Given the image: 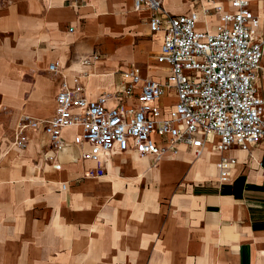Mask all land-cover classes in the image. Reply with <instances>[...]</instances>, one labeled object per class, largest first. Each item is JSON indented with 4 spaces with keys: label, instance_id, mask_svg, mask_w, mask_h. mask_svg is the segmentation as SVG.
<instances>
[{
    "label": "crops",
    "instance_id": "0c3cea01",
    "mask_svg": "<svg viewBox=\"0 0 264 264\" xmlns=\"http://www.w3.org/2000/svg\"><path fill=\"white\" fill-rule=\"evenodd\" d=\"M12 1L10 7L0 10V40L11 32L16 41L11 51L0 44V120L15 126L14 142L22 116L41 121L55 116L56 98L64 80L75 88L74 78L80 77L85 96L95 100L105 93H114L122 73L133 66L145 78L164 81L169 76L168 69L156 61L163 35L151 31V12L135 11L134 0ZM215 1L225 12H233L231 0ZM249 1L250 10L260 20L257 35L264 39V0ZM195 4L193 0H164L170 14L197 13L198 24L207 23L206 28H198L213 32L220 24L215 5L208 7L209 14L204 15L203 10L195 9ZM150 44L153 49L148 53ZM95 56L98 60H94ZM88 61L92 64L87 65ZM56 62L60 73L53 75L48 69ZM154 68H163L165 74L154 75ZM258 88L264 99V59ZM171 101L166 99L161 104L167 106ZM116 104L112 101L109 106ZM5 108L12 116L4 115ZM25 134L27 149L15 147L11 154L7 153L8 163L0 165V217L9 215V211L11 214V220L1 221L0 225L10 223L13 230L19 225L13 205L14 200H19L17 182L22 175L20 169L11 166L12 162L23 158L29 164L40 157L33 172L40 173L44 164L52 167L53 171L45 168L44 183L66 185V190L61 187L63 192L68 190L64 181L69 176L83 177L97 169L95 162L84 159L92 146L83 141L81 127L63 131L65 148L53 152L55 161L50 164L43 156L51 148L43 129H27ZM217 141L210 139L198 159L191 148L182 144L176 154H167L160 160L153 154L141 156L133 148L113 151L103 160L110 173L126 170L133 180L149 178L161 191L174 190L182 183L173 203L184 206L175 208L171 223L159 240L155 259H163L166 253L169 256L162 264H264V146L256 145L247 151L234 147L225 153L237 164L231 180L222 183L217 169L222 157L215 149ZM113 184L116 190L122 188L123 182L114 179ZM7 200L10 204H3ZM10 256L13 259L14 252Z\"/></svg>",
    "mask_w": 264,
    "mask_h": 264
},
{
    "label": "built area",
    "instance_id": "2783aa9c",
    "mask_svg": "<svg viewBox=\"0 0 264 264\" xmlns=\"http://www.w3.org/2000/svg\"><path fill=\"white\" fill-rule=\"evenodd\" d=\"M231 7L233 12L215 6L220 24L209 32L198 28L197 13L172 15L164 0H134L135 11L151 12V31L163 35L156 61L169 76L164 81L145 78L133 66L122 73L114 93L95 100L85 96L80 77L74 78L75 88L64 80L55 116L48 121L22 116L15 146H27V129L42 128L53 152L59 153L65 148L63 131L81 127L83 141L92 146L84 159L98 169L113 151L131 148L160 160L185 144L198 159L206 143L216 138L215 149L222 155L219 180L229 182L237 161L224 154L234 147L247 151L264 146V99L258 91L264 59V39L257 35L260 20L249 0H231ZM48 70L58 75L60 64L52 63ZM166 99L172 101L162 105ZM112 101L117 102L113 107Z\"/></svg>",
    "mask_w": 264,
    "mask_h": 264
},
{
    "label": "rangeland",
    "instance_id": "374dc122",
    "mask_svg": "<svg viewBox=\"0 0 264 264\" xmlns=\"http://www.w3.org/2000/svg\"><path fill=\"white\" fill-rule=\"evenodd\" d=\"M193 2L196 10L208 15L206 9L215 0ZM12 4V0H0V10ZM206 24L198 26L203 29ZM0 44L11 51L16 41L9 32ZM152 46H147L148 53ZM154 69L156 76L165 74L163 68ZM3 113L12 116L6 108ZM0 125V165L5 166L10 157L7 153L16 149L15 126L5 119L0 120ZM26 149L27 146L21 150ZM43 156L46 163H53V147L45 150ZM39 164L40 157L29 164L23 158L11 163L22 175L17 182L19 200H14L13 205L19 225L14 230L10 223L0 225V264H162L169 257L166 253L163 259H155L159 255V240L163 239L175 208L184 206L173 203L182 183L174 190L161 191L154 180H133L126 170L110 173L103 164L95 169V175L90 170L83 177L69 176L64 181L68 190L63 192L64 185L44 183L45 171H53L52 167L44 164L40 173L33 172ZM114 179L123 182L122 188L115 190ZM7 214L0 217V223L11 220L10 211Z\"/></svg>",
    "mask_w": 264,
    "mask_h": 264
},
{
    "label": "bare ground",
    "instance_id": "6f19581e",
    "mask_svg": "<svg viewBox=\"0 0 264 264\" xmlns=\"http://www.w3.org/2000/svg\"><path fill=\"white\" fill-rule=\"evenodd\" d=\"M214 5L215 6H220V5H218V4H216V1L214 2ZM222 7V6H221ZM223 8V7H222ZM207 10V9H206ZM166 156V155H165ZM152 170V169H151Z\"/></svg>",
    "mask_w": 264,
    "mask_h": 264
}]
</instances>
